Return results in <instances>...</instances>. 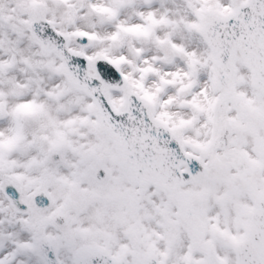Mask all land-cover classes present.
Instances as JSON below:
<instances>
[{
    "label": "snow or ice",
    "instance_id": "snow-or-ice-1",
    "mask_svg": "<svg viewBox=\"0 0 264 264\" xmlns=\"http://www.w3.org/2000/svg\"><path fill=\"white\" fill-rule=\"evenodd\" d=\"M0 264H264V0H0Z\"/></svg>",
    "mask_w": 264,
    "mask_h": 264
}]
</instances>
